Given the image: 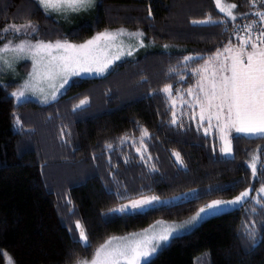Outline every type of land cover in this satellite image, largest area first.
Here are the masks:
<instances>
[{
	"label": "trees",
	"instance_id": "obj_1",
	"mask_svg": "<svg viewBox=\"0 0 264 264\" xmlns=\"http://www.w3.org/2000/svg\"><path fill=\"white\" fill-rule=\"evenodd\" d=\"M226 1L237 6L234 21L213 0H98L90 21L65 30L36 0H0V29L32 22L38 29L28 36L33 40L80 43L126 27L142 29L147 41L177 47L143 51L102 77L73 78L63 95L44 105L17 103L12 91L18 84H0V251L7 254L0 264L9 256L14 264H74L112 236L157 220L182 221L212 200L233 199L249 188L242 208L178 235L152 264H264V243L253 248L240 235L246 220L257 221L264 233V211L252 199L264 186V137L233 135V155L226 157L217 134L205 133L196 118L183 115L171 123L174 107L163 91L194 87L196 70L241 43L238 28L264 11V0ZM209 17L214 23H193ZM81 100L88 103L75 108ZM143 129L149 135L142 144ZM141 193L180 199L145 214L109 213ZM185 194L201 198L189 202L181 199ZM253 207L256 212L249 211ZM76 222L90 247L78 242Z\"/></svg>",
	"mask_w": 264,
	"mask_h": 264
},
{
	"label": "snow or ice",
	"instance_id": "obj_2",
	"mask_svg": "<svg viewBox=\"0 0 264 264\" xmlns=\"http://www.w3.org/2000/svg\"><path fill=\"white\" fill-rule=\"evenodd\" d=\"M252 4L256 0H250ZM36 3L45 11L79 12L90 7L94 0H36ZM217 6L221 12H225L226 16L231 20H236L237 16L233 14V10L237 7L235 4H228L226 7L221 6V0H216ZM264 6V5H262ZM258 20L244 27L245 35L239 36L242 44L235 50L231 47L226 48L228 55L223 56V61L219 64V68L213 69L210 78L201 76L198 82V94H193V89H188V93L193 95L195 105H199V121L201 126L207 121L208 128L204 129L205 133L212 127H215L222 135L224 147L221 151L231 153L229 146V135L232 131L236 133H244L246 135H255L264 137V12L257 13ZM193 23H214L211 17L207 20L193 21ZM259 26V27H257ZM259 35H256V32ZM30 33H38L36 26L31 24L8 25L0 29V71L5 67L11 68L15 60L20 58L31 59L35 61L33 67V80L37 75L41 81H48L52 88L50 97L56 99L58 89L53 83L57 78L62 80L59 87H64L69 81V76H79L81 73H98L102 74L108 70L109 64L114 60L120 59V55H115L111 59L105 57L100 59L97 55L103 48L109 47V42L116 39L117 36L124 34L121 29L115 33L101 32L93 39L84 44L74 45L67 41L44 42L43 40L29 39ZM130 36L142 35L139 33H129ZM103 45V48L101 47ZM250 49V50H248ZM119 51V48L117 49ZM132 50L127 51V55H131ZM223 54L217 53L214 58L219 60ZM185 59H192L186 57ZM230 60V64L227 61ZM198 73L208 72V65L203 69H197ZM33 82L29 81L25 84V90H30ZM42 92L43 89H40ZM163 91L172 94V86H166ZM202 94V95H201ZM14 97H23L25 91H17L12 93ZM49 99L44 97L45 102ZM187 103L186 101H181ZM87 100H81L75 108H81L87 104ZM175 104L176 101L172 100ZM175 113L171 123L175 124ZM215 119L216 124L212 121ZM147 129H143L141 143L143 137L148 136ZM122 138V142L127 140ZM111 148L112 145H107ZM140 152L141 149L137 148ZM177 159L183 164V160L179 153L175 154ZM256 161V158H253ZM251 164L252 175L255 177L257 172V163ZM264 167V163L261 164ZM196 190H192L195 193ZM253 189L249 188L241 192L238 196L231 200H212L204 206L200 207L194 215L182 222L168 223L159 232L147 231L138 234H132L124 238H111L93 253L91 259L81 258L75 261V264H152L153 259L168 246L173 239L182 231L189 230L199 222L209 216L217 215L225 211L228 207H243L252 194ZM257 195L252 199L260 205V211H264V198L259 194L264 193V186L257 190ZM124 198H127L126 196ZM199 195L185 194L181 199L191 202L194 199H200ZM161 197L152 195L147 196L140 194L139 199H129L128 203H123L119 207L112 208L109 213L136 215L145 214L157 205L165 204ZM249 211L256 212L253 207ZM109 213H105L107 216ZM264 224V222H262ZM257 221H245L241 227L240 235L251 241L253 248L259 243H264V233L256 227ZM78 231V242L86 247H90V242L86 235L83 225L76 222ZM114 241H117L114 243ZM0 255L7 256L6 253L0 251ZM74 255V254H73ZM8 264H14L9 256Z\"/></svg>",
	"mask_w": 264,
	"mask_h": 264
},
{
	"label": "rangeland",
	"instance_id": "obj_3",
	"mask_svg": "<svg viewBox=\"0 0 264 264\" xmlns=\"http://www.w3.org/2000/svg\"><path fill=\"white\" fill-rule=\"evenodd\" d=\"M213 1H214L215 5H216L217 9L220 11V8L216 4V0H213ZM97 3H98V0H94V3L90 7H88L87 9H83V10H81L79 12H64V13H60V12H56V11L48 12V11H45L44 9L43 10H44V12L46 14L52 16L57 22H59L64 27L65 30H70V29L78 26L82 22L90 21L93 18V16L95 15ZM228 4H233V3H230V2H228L226 0H221V6H225L226 7ZM222 13L226 15L225 12H222ZM233 14L236 15L235 9L233 10ZM21 24H33V23L32 22H26V23H21ZM21 24H17V26H19ZM34 26H36V25H34ZM121 29L124 30V34L121 35V36H117L114 41L109 42V47L108 48H103V45H101L103 50L100 51L97 54L100 59H104L105 57H107L108 59H111L115 55H120V59L114 60L111 64H109L108 70L106 72L102 73V74H98V73H81L79 76H74V75L73 76H69L68 83L65 84L64 87H62V88L59 87V85L62 83V80L57 78L55 81H53V83L56 85V88L58 89V91L56 92V99H58L61 95H63L65 93V91L67 90V88H68V86H69V84H70V82H71V80L73 78H76V77H81V78L102 77V76L108 74L109 71L112 69V67L117 62L125 60V59L135 58L139 53H141L143 51H147V50L173 51V50L177 49L176 46L168 44V43H166V44H158L155 41H151V40L147 41L145 33H144V31L142 29L131 30V29H128L126 27H117V28H113V29H105V30L100 31L98 33L105 32V31L115 33V32H117V31H119ZM98 33H96L91 38L87 39L86 41L80 42V43H75V42H72V41H70L68 39H61L59 41H62V42L63 41H67L70 44L80 45V44H84L87 41L93 39ZM129 33H139V34H142V35L130 36V35H128ZM30 34H33V33H30ZM43 41L44 42H51V41H45V40H43ZM33 42H35V40H33ZM241 44H242V41H241V43H233V44H230V45L226 46L225 49L231 47L233 50H235ZM118 48H119V51L117 50ZM129 49L132 50V54L131 55H127V51ZM225 49L222 50L221 52H219V53L223 54L219 60L213 59V60L210 61V59H208L204 63V65L200 67V69H203L205 65H208L209 71L208 72L201 71L199 73L197 72V74H199L198 82L200 81L201 76H204L206 78H210L211 71L213 69H217L218 70L219 64L221 62H224L223 61V56L224 55H228V53L225 52ZM248 50H250V49H248ZM216 54L213 57H211V58H214L216 56ZM227 63L230 64V60L227 61ZM34 64H35V61H33L31 59L20 58V59L15 60L13 62L11 68L5 67L2 71H0V84H7V83L15 82L18 85L13 89L12 93L17 92V91H25V95L23 97H14L13 96L17 103H23V102L32 101V102H36L38 104L44 105V104H47V103H50V102L54 101L50 97V93L52 92V88L49 86V82L46 81V80L45 81H41L38 75H37L36 79L33 80V67H34ZM29 81L33 82V87L30 90H25L24 86ZM197 85H198V83L194 87L190 88V89H193V94H198L199 93V89H198ZM40 89H43V91L41 92ZM166 94L170 98V102H171V104L174 107V113L176 114L175 115L176 120H177V118H179V117H181L183 115H190V116H192L193 118H196L199 121V115H198L199 112H200L199 105H195L193 107V105L195 104L194 99H193V95H190L188 93V90H186V91L185 90L184 91L181 90V91L177 92L176 94H174L172 92L171 96H169L168 93H166ZM45 96L49 97L47 102H45V100H44ZM172 100H175L176 103L173 104ZM182 100L186 101L187 103H182L181 102ZM199 123L201 124L200 121H199ZM204 123H207V121H204L203 124ZM212 124L213 125L216 124L215 119H213ZM202 127H203V130L208 128V123L205 126L202 125ZM214 133L217 134V136L219 137L220 142H221V149H222L225 146L224 145V141L221 138L222 134L215 127L210 128L208 130V132H207V134H214ZM235 134L236 135L248 136V137H257L255 135H246L244 133H236V132L232 131L230 133L229 137H228L229 140H230V145L229 146L231 147L232 151H231V153H227V154L222 151L223 155L226 156V157H231L233 155L232 136L235 135ZM253 162H255V161L253 160L250 163V166H251V164ZM260 195L262 197H264V193H260ZM147 196H152V195H147ZM139 198L140 197L134 198V199H139ZM161 199L163 201H166L167 203H171V202L178 201L180 199V195L172 196V197H166V198H161ZM229 200H231V199H229ZM128 202H129V200L125 201L123 203H128ZM238 207L239 206L228 207L223 212L230 211V210H233V209L238 208ZM191 216H189L188 218H186L184 220L189 219ZM209 217H211V216H209ZM209 217H207V218H209ZM184 220H182V221H184ZM182 221H175V222H182ZM171 222H173V221L157 220V221L153 222L151 225L147 226L144 229H141V230L135 231V232L126 233L124 235L112 236V237L108 238L106 241H108L111 238L129 237L132 234L143 233L145 231H147L149 234L152 233L153 231L159 232L162 228H164L168 223H171ZM201 222L196 224L194 227H191L189 230L182 231L178 235H183V234H186V233L192 231ZM116 242L117 241H114V243H116ZM104 243H102V244H104ZM91 257H89L87 259H91ZM6 264H8V259L6 260Z\"/></svg>",
	"mask_w": 264,
	"mask_h": 264
},
{
	"label": "built area",
	"instance_id": "obj_4",
	"mask_svg": "<svg viewBox=\"0 0 264 264\" xmlns=\"http://www.w3.org/2000/svg\"><path fill=\"white\" fill-rule=\"evenodd\" d=\"M262 3H263L262 0H256L255 5H259V4H262ZM263 12H264V11H263ZM253 22H254V21H253ZM253 22H250V23H246V24L241 25V26L238 28V32H239V34H240L241 36L245 35L244 27H245L246 25H248V24H252ZM257 27H259V26H257ZM256 35H259V32H258V31L256 32Z\"/></svg>",
	"mask_w": 264,
	"mask_h": 264
}]
</instances>
